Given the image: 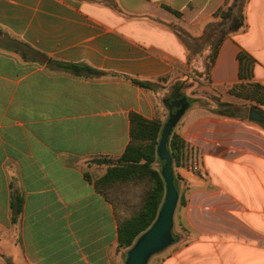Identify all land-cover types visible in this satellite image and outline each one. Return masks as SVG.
<instances>
[{
	"label": "crops",
	"instance_id": "obj_1",
	"mask_svg": "<svg viewBox=\"0 0 264 264\" xmlns=\"http://www.w3.org/2000/svg\"><path fill=\"white\" fill-rule=\"evenodd\" d=\"M223 3L0 0V264H112L113 206L91 183L107 167L88 161L122 155L131 112L164 121L159 82L190 78L189 53L169 26L197 37ZM243 14L209 73L231 105L239 51L254 60L250 81L264 87V0H246ZM247 117L192 104L177 122L190 166L178 168L185 202L159 264H264V126Z\"/></svg>",
	"mask_w": 264,
	"mask_h": 264
},
{
	"label": "trees",
	"instance_id": "obj_2",
	"mask_svg": "<svg viewBox=\"0 0 264 264\" xmlns=\"http://www.w3.org/2000/svg\"><path fill=\"white\" fill-rule=\"evenodd\" d=\"M245 2L246 0H231L230 2L224 0L223 5L212 14L211 17L217 20L202 35L203 46L207 47L210 52V70L222 41L244 28L243 7ZM240 7L241 9H239ZM164 9L177 17L180 16L177 11L169 7L164 6ZM169 29L188 51V64L191 53L197 51L199 44L197 41L195 42V37L181 27L171 25ZM215 34H219V36L216 37ZM29 51L33 55L39 54L32 49ZM236 59L238 62L239 82L231 86L228 93L239 99L253 101L256 105H264V87L250 81L252 79L254 60L244 51H239ZM55 64L64 69H70L74 74H80V71L100 74L96 70L81 65ZM130 82L142 89H152V85L148 82L134 79H130ZM178 82L180 84L183 83L182 81H174L170 89L169 98H163V103L169 112H174L178 108L179 100L184 97L179 93L181 85ZM172 100H174L173 103ZM185 101L188 104L187 107L197 103V106L222 117H241L236 115L233 105L220 102L219 100L211 103L203 99L186 98ZM250 110L258 111L264 117V112L256 106H253ZM129 124L130 141L121 156L115 159L94 158L88 161V163L97 165L110 164V160L114 161L106 168L103 176L90 181L96 192L103 195L113 206L117 223V246L121 249L130 248L135 240L152 225L165 193L161 171L155 166L158 162L156 148L160 138L162 121L159 119L147 120L131 112L129 114ZM260 125L264 126V120L260 122ZM167 148L175 168L186 167L189 157L185 156L186 146L177 132H172L169 136ZM142 183H148L145 193L141 192V190H133V187L137 189L136 184ZM115 190H120L118 195ZM131 202H142V205L138 209L132 206ZM184 202V197H180L179 203L183 205ZM15 210L19 211V206Z\"/></svg>",
	"mask_w": 264,
	"mask_h": 264
},
{
	"label": "water",
	"instance_id": "obj_3",
	"mask_svg": "<svg viewBox=\"0 0 264 264\" xmlns=\"http://www.w3.org/2000/svg\"><path fill=\"white\" fill-rule=\"evenodd\" d=\"M185 100L186 97L179 100L178 108L174 112L169 113L167 121L162 126L156 148L158 161L162 163L161 177L165 188L163 201L155 221L135 240L126 252L124 264H147L152 255L161 252L177 240V237L172 233V229L173 215L179 194L167 143L172 130L188 108ZM248 119L257 123L264 120L263 116L255 110H249Z\"/></svg>",
	"mask_w": 264,
	"mask_h": 264
},
{
	"label": "rangeland",
	"instance_id": "obj_4",
	"mask_svg": "<svg viewBox=\"0 0 264 264\" xmlns=\"http://www.w3.org/2000/svg\"><path fill=\"white\" fill-rule=\"evenodd\" d=\"M230 1L231 0H228V2H230ZM239 9H241V7ZM216 20L217 19H213L211 17L207 21H204L202 24H200L201 33L199 36L195 37V42L197 41V43L199 44V47H197V49H196L198 53L192 54L190 56V59H189L188 64H187V70L190 73V78L186 79V81L181 83V84L178 82V84L181 85L179 93L186 98H191V99H195V100L203 99V100H207V101L213 103L216 100L222 99V97H223L220 94L217 95L216 92L213 91V89L211 88V86L209 84L208 72L210 70V65H209V54H210V52L209 51L204 52L202 50L204 47L202 35L205 33V31L209 28V26L212 23L216 22ZM215 35H216V37L219 36V34H215ZM199 54L201 55V57L198 56ZM159 83L161 85L158 84L157 93L159 94L158 96L160 97V104H162L161 101H163V98H165V97L169 98L170 89L173 85V82L172 83L170 82L168 84L166 82V80H164L163 82H159ZM156 98H158V97H156ZM235 102H236L235 103L236 105H233L235 107L234 112L236 113V115L242 116V117H246L248 110L252 109L253 106L258 107V105H256L255 102L245 100L242 98L241 99L237 98L235 100ZM193 104L197 105V103H193ZM169 113L170 112L167 109V115H166L164 121L162 122V126L167 121ZM175 127L172 130V132H176ZM110 161H111L110 164L114 163L113 160H110ZM171 163H172V160H171ZM110 164H102V165L105 167H108ZM155 166L159 171H161V168H162L161 162L158 161ZM189 166H190V164H187L186 168ZM172 167H173V175L175 178V182L177 183L176 186L178 188V194H179L176 208H179V206L181 205L179 203V200H180V197H184V193H185V189H186V183L180 179V176L178 173V168H175L173 163H172ZM147 184L148 183L136 184L137 189L133 187V190H141V192L145 193V189L147 188ZM118 191H120V190L116 191L117 195L119 193ZM131 204H132V206L139 209V207L142 205V202H131ZM172 233L174 235L178 234V229H177V226L175 225V223H174V227L172 229ZM167 248H169V247H167ZM128 249L118 248L116 251L112 250V264H124L125 255H126V252L128 251ZM166 250L167 249H164L162 252L152 255L150 257V259L148 260L147 264H159L161 262V260H163L166 257V255L168 254L167 253L168 251H166Z\"/></svg>",
	"mask_w": 264,
	"mask_h": 264
},
{
	"label": "built area",
	"instance_id": "obj_5",
	"mask_svg": "<svg viewBox=\"0 0 264 264\" xmlns=\"http://www.w3.org/2000/svg\"><path fill=\"white\" fill-rule=\"evenodd\" d=\"M196 166H197L196 164H193V166H191V167H192V169L195 170L196 169Z\"/></svg>",
	"mask_w": 264,
	"mask_h": 264
},
{
	"label": "flooded vegetation",
	"instance_id": "obj_6",
	"mask_svg": "<svg viewBox=\"0 0 264 264\" xmlns=\"http://www.w3.org/2000/svg\"><path fill=\"white\" fill-rule=\"evenodd\" d=\"M174 100H172V103H173Z\"/></svg>",
	"mask_w": 264,
	"mask_h": 264
}]
</instances>
